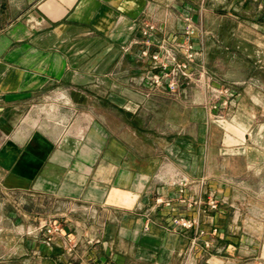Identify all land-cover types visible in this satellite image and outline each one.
<instances>
[{
    "label": "crops",
    "instance_id": "0c3cea01",
    "mask_svg": "<svg viewBox=\"0 0 264 264\" xmlns=\"http://www.w3.org/2000/svg\"><path fill=\"white\" fill-rule=\"evenodd\" d=\"M263 152L264 0H0V264H264Z\"/></svg>",
    "mask_w": 264,
    "mask_h": 264
},
{
    "label": "built area",
    "instance_id": "2783aa9c",
    "mask_svg": "<svg viewBox=\"0 0 264 264\" xmlns=\"http://www.w3.org/2000/svg\"><path fill=\"white\" fill-rule=\"evenodd\" d=\"M152 30L153 27H146L144 35L148 36V32ZM179 38V41L174 42L168 40V44L172 45L169 50H166V43L161 44L160 48L163 51V55H167L168 57L164 63H162L163 55L160 52L151 55H149L147 51H143L141 53V56L144 58L150 57L153 62V70H157L155 74L146 78V82L149 86L153 88L164 87L168 92L175 93L178 90V84L175 78L179 75L185 78L188 77L189 67L197 54L196 43L199 38L198 30L192 24L191 17L189 15H185L183 18V28ZM171 39H176V36H172ZM173 51L182 53L185 61L177 63ZM218 95L226 97V99L221 103V106L224 107L228 106L230 99L234 97L227 89L220 90ZM210 206L212 209H215L217 204L212 201ZM172 224L177 229L187 230L196 226L197 222L195 219L189 220L184 218H175ZM58 231L59 230L56 226H46L44 228V233L47 236L48 242L51 240V236Z\"/></svg>",
    "mask_w": 264,
    "mask_h": 264
},
{
    "label": "rangeland",
    "instance_id": "374dc122",
    "mask_svg": "<svg viewBox=\"0 0 264 264\" xmlns=\"http://www.w3.org/2000/svg\"><path fill=\"white\" fill-rule=\"evenodd\" d=\"M191 22L194 25V27L198 30V33H199L198 41L202 42L204 38L207 37V34H208L202 24V14L199 13L198 21L193 20V18H191ZM257 164L258 166L256 167V165H254L255 167L253 168H257L260 171L262 170L261 174L258 177L254 175L249 176L247 179L244 180V184H246L249 190L251 191V194H250L251 196L255 197L256 195L258 196L260 193H262L261 196L264 197V152H263V160L258 161ZM257 243L260 244V247L261 245H264V241L257 242Z\"/></svg>",
    "mask_w": 264,
    "mask_h": 264
}]
</instances>
